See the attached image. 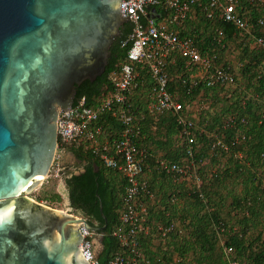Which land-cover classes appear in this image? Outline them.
Here are the masks:
<instances>
[{
	"label": "trees",
	"instance_id": "trees-1",
	"mask_svg": "<svg viewBox=\"0 0 264 264\" xmlns=\"http://www.w3.org/2000/svg\"><path fill=\"white\" fill-rule=\"evenodd\" d=\"M206 6L205 2L193 4L185 20L173 30L180 38L192 39L202 55L213 57L215 64L229 69L233 81L207 86L205 75L197 76V69L186 67L182 55L171 52L166 59L167 89L182 106L181 111L149 110L154 84L143 64L135 65L138 76L126 96L132 142L146 152L140 176L149 190L141 197L150 230L140 240L145 264H264L259 229L264 223V52L255 41V37L264 36V28L257 24L264 19V4L243 0L236 8V14L248 20L251 36L222 21L217 13L208 17L212 9ZM131 31L130 22L121 27L104 72L93 82L86 80L76 87L72 107L82 99L85 106L94 107L111 90L110 74L127 63ZM229 55L234 60L229 61ZM193 76L198 78L196 86L191 84ZM179 116L192 124L188 128L193 140L192 157L185 151L186 137L177 121ZM95 128H100L98 142L111 143L120 139L124 127L112 112H104L91 126ZM173 136L182 139L181 145L175 144ZM85 145L66 148L85 165L82 173L65 179V186L72 206L88 223L105 227L100 232L103 250L97 261L106 264L119 252L113 232L121 225L126 181L116 169L105 168ZM159 152H164L162 158L156 159ZM161 160L181 166L192 161L199 186L189 177L167 173L158 164ZM50 194L43 193L36 201L61 200L59 194ZM158 227L172 229L163 235Z\"/></svg>",
	"mask_w": 264,
	"mask_h": 264
},
{
	"label": "water",
	"instance_id": "water-1",
	"mask_svg": "<svg viewBox=\"0 0 264 264\" xmlns=\"http://www.w3.org/2000/svg\"><path fill=\"white\" fill-rule=\"evenodd\" d=\"M122 1L0 0V264H89L80 225L94 234V255L103 250L104 226L28 195L56 159L59 111H71L76 87L104 72L130 22ZM65 156L84 165L70 151L60 154L63 169ZM62 193L71 204L65 186Z\"/></svg>",
	"mask_w": 264,
	"mask_h": 264
},
{
	"label": "built area",
	"instance_id": "built-area-1",
	"mask_svg": "<svg viewBox=\"0 0 264 264\" xmlns=\"http://www.w3.org/2000/svg\"><path fill=\"white\" fill-rule=\"evenodd\" d=\"M241 1L243 0H123L122 15L128 17L131 14L128 19L133 25L128 37L131 46L127 52V63L110 74L111 90L98 101L97 105L85 106L82 99L71 111L67 113L59 111L58 152L63 154L67 147H78L86 143L85 147L101 160L105 168L116 169L126 181L119 216L121 225L113 232L119 244V252L106 264H145L140 240L150 232L146 225V208L141 201L142 196L149 194L146 182L140 179L146 152L132 142V117L130 111L125 108L127 93L134 87L138 76L135 65L143 64L149 70L154 85H152V102L148 108L153 113L164 111L178 113L182 110V106L173 100L167 89L166 59L171 52L182 55L186 59V67L197 69V76L205 75L203 80L206 81L207 86L214 82L230 84L233 75L229 69L215 64L213 57L202 55L192 39L180 38L173 28L185 20L193 4L201 5V2H205L207 5L205 8L212 9L208 12V17L217 13L222 21L251 36L253 30L248 20L236 14V8ZM245 1L250 4H264V0ZM156 7L160 10L158 11ZM257 24L264 28V19L258 20ZM219 35H222V32H219ZM255 41L264 52V36L255 37ZM197 79L195 76L190 79L193 86L198 84ZM114 106L115 111H113ZM104 112H112L124 127L120 139L111 143L98 142L96 135L100 134V128L91 129ZM177 121L182 125L183 135L186 137V154L192 157L193 140L188 131L192 124L182 116L177 117ZM219 143L220 141L217 144L224 150H228L224 143ZM158 164L167 173L189 177L195 182L196 187L199 186L200 181L194 173L192 161L186 166L163 160ZM171 229V227L166 229L158 227L163 235ZM79 230L83 236V241L79 245L82 257L89 264H98L97 256L94 255V234L87 232L82 225Z\"/></svg>",
	"mask_w": 264,
	"mask_h": 264
},
{
	"label": "rangeland",
	"instance_id": "rangeland-1",
	"mask_svg": "<svg viewBox=\"0 0 264 264\" xmlns=\"http://www.w3.org/2000/svg\"><path fill=\"white\" fill-rule=\"evenodd\" d=\"M228 59H229V61L234 60V58H232V55H229ZM236 71H237V67H236ZM161 126L164 127L163 124H161ZM174 141H175L176 145H181L182 139H180V137L179 138L176 137L174 139ZM60 154L61 153H59V152L57 153L56 159L54 161V164L51 167V170H50L48 177L43 181V183L36 190L32 191L28 196L36 201L37 198L42 197L43 193L47 196H50L51 195L50 192H55V193L59 194V196L61 197V200L59 202L49 201L48 199L43 200L41 202H38V201L37 202L42 203L46 206H49L53 209L60 210L63 212H67L68 214H71L73 216L85 219L84 215L80 211L75 209L72 206V204H68L66 202L64 195L62 193V186H65V179L67 177H70L71 174H73V173L76 174L83 169L81 166L78 167V169L71 167L70 170H68L66 173H64V169L61 168V165L59 164ZM66 162L72 163L73 160H71V158H69V156H65V163ZM61 163H63V162L61 161ZM192 184H193V181H192ZM227 202L229 203L230 199H228ZM263 225H264V223H262L261 228H259V229H262L261 235H262V240L264 241V226ZM254 235H256V234L254 233Z\"/></svg>",
	"mask_w": 264,
	"mask_h": 264
},
{
	"label": "flooded vegetation",
	"instance_id": "flooded-vegetation-1",
	"mask_svg": "<svg viewBox=\"0 0 264 264\" xmlns=\"http://www.w3.org/2000/svg\"><path fill=\"white\" fill-rule=\"evenodd\" d=\"M66 152H70V151H66ZM74 161H76V160H80V159H78V157H76L75 155H74ZM81 161V160H80ZM65 164V168H64V173H66L68 170H70L71 169V167L72 168H77L78 169V167H83L84 165H85V163H84V165L83 164H78V163H76V162H74V164L73 163H64ZM71 175H73V174H71ZM86 219V218H85Z\"/></svg>",
	"mask_w": 264,
	"mask_h": 264
},
{
	"label": "crops",
	"instance_id": "crops-1",
	"mask_svg": "<svg viewBox=\"0 0 264 264\" xmlns=\"http://www.w3.org/2000/svg\"><path fill=\"white\" fill-rule=\"evenodd\" d=\"M162 131L164 132L165 130L162 129ZM158 138L165 140V137H158ZM175 138H176V136H173V137H172L173 141H174ZM174 142H175V141H174ZM163 153H164V152H163ZM163 153H162V152H159V153H158L159 156H158L156 159H158V158H162ZM142 178H143V180L141 179V181L146 182V181L144 180V177H142Z\"/></svg>",
	"mask_w": 264,
	"mask_h": 264
}]
</instances>
